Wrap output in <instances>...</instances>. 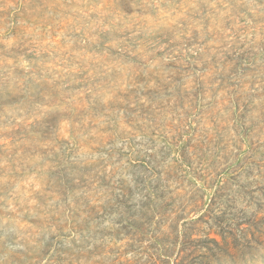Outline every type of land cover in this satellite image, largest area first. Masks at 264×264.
Here are the masks:
<instances>
[{"label": "rangeland", "instance_id": "obj_1", "mask_svg": "<svg viewBox=\"0 0 264 264\" xmlns=\"http://www.w3.org/2000/svg\"><path fill=\"white\" fill-rule=\"evenodd\" d=\"M0 264H264V0H0Z\"/></svg>", "mask_w": 264, "mask_h": 264}]
</instances>
